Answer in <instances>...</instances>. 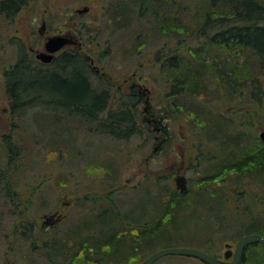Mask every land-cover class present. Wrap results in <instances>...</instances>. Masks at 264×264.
I'll use <instances>...</instances> for the list:
<instances>
[{
  "label": "rangeland",
  "instance_id": "1",
  "mask_svg": "<svg viewBox=\"0 0 264 264\" xmlns=\"http://www.w3.org/2000/svg\"><path fill=\"white\" fill-rule=\"evenodd\" d=\"M26 1L13 15H8L0 7V167L12 181L9 196L0 197V264H11L12 252L17 262L27 264L29 260L22 257L28 254L30 240L14 239L13 231L21 229L25 223L40 227V215L63 210L64 206L67 207L64 210L66 219L57 230L47 231L48 234L64 232L71 224L93 216L101 205L106 206L103 201L95 203V200L106 196H110V203H117L122 214L128 212L138 216L146 209L150 215L153 209L161 214V205L169 202L160 200L161 194L179 193L173 180L180 174L178 171L186 177L187 183V191L180 196L187 197L169 204L164 208L165 212L179 210L186 213L195 207L199 186L209 195H224L230 210L239 201V195L233 190H238L240 184L245 183L249 191L256 189L249 175L244 176L242 182L235 178L232 170L229 177L218 181L224 184L222 187L209 180L201 183L202 178L214 172L212 164H215L198 161L202 156L199 149L209 142L204 143L202 137L203 143L199 144L203 127L215 126L222 116L238 127L224 142L221 141L223 132L218 130L217 134L211 128V136H219L216 141L214 139L215 143L209 144L215 155L209 153L202 157L217 161L218 166L226 161L236 163L241 155L249 152V148L259 145L258 135L264 130V70L254 58H246L252 53L242 46L224 48L212 44L211 35L217 32L218 25L205 35L199 30L206 19L224 14L221 1L216 4L211 0ZM260 1L264 4V0ZM83 2L91 7V15L76 19L74 10L82 8ZM12 8L8 11L12 12ZM45 9L48 10L46 14ZM42 16L46 28L54 33L66 27L70 29L75 22L80 25L87 21L91 28L98 29L93 30L96 38L90 41L92 43L89 39L84 40L82 50L93 58L91 64L102 68L117 82L102 117L110 109L115 110L119 105L117 98L128 94L135 84L141 86V91L148 90L138 104L137 111L142 113L140 117L150 118L148 110L159 107L161 102L168 103L167 113L171 118L161 119V125L168 128L170 138L160 143V153L153 151L159 145L158 139L154 138L160 139L166 134L161 129L159 133L155 132V127L159 126L156 122H149L148 135L141 137L138 133L120 140L82 123L77 114L63 115L44 107L23 109L15 116L10 114L3 73L22 53L29 59L33 57L30 48L42 50L43 41L37 32ZM120 33L127 36L120 37ZM229 77L236 84L230 83ZM91 78L95 86L99 84L96 75L91 74ZM253 85L259 86L258 99L251 94ZM221 86L225 90L218 89ZM254 94H257L255 90ZM248 117L252 118L251 123L247 122ZM242 122L251 126L249 131L239 126H245ZM244 129L251 134L245 135L251 137L242 135L240 138ZM6 136H10L16 144L14 147L18 146L21 153L12 163L8 162L9 151L3 142ZM214 186L217 188L211 191ZM258 200L250 197L246 208L237 212L233 210L232 218L226 208L216 212L220 218L214 216L212 208L209 209L211 213L206 211V219L197 212L180 215L176 223L180 229L168 227L169 235L157 242L185 245L194 237L185 227L198 223L205 229L203 238L209 237L210 240L202 246L222 258L225 244H230L234 250L238 240L235 231L248 227V208H253ZM217 203L218 198H215L211 204ZM197 210L200 207L197 206ZM263 211L256 213L253 210L264 220ZM224 213L226 216H222ZM110 221H115L114 216ZM151 248L152 245L142 242L140 259L133 263L144 260ZM248 258L244 264L250 263L251 258ZM261 260L264 263V257ZM34 261V264H47L38 257ZM70 261L60 263L69 264ZM156 264L203 263L193 258L166 256Z\"/></svg>",
  "mask_w": 264,
  "mask_h": 264
},
{
  "label": "trees",
  "instance_id": "2",
  "mask_svg": "<svg viewBox=\"0 0 264 264\" xmlns=\"http://www.w3.org/2000/svg\"><path fill=\"white\" fill-rule=\"evenodd\" d=\"M24 1L25 0H2L0 7L6 12H8V8L14 7L12 10L17 12L19 7L24 4ZM211 1L214 4L221 1L224 4L225 12L222 16L206 19L201 29L199 28L200 32L205 35L218 25L219 28L217 32L211 35L212 44L224 48L242 46L252 53L251 55H246V58H254L258 66L264 70V4L261 3L262 1ZM25 63L26 60L20 57L15 64L16 67L10 72L5 73V90L7 95L12 99L11 106L15 112H19L28 107H44L45 109L48 108L50 111L52 110L55 113L63 115L77 114L82 123L94 126L96 131L107 134L113 139L126 140L137 134L136 114L139 112L136 109L135 103L134 105L128 103L119 104L115 110L110 109L105 117L101 116V113L107 107L105 103L106 92L102 89H98L92 84L91 73L89 72L87 62L81 56L74 60L71 56L63 54L56 61L58 69L57 72L54 73L50 72L45 74L36 69H28L27 71L25 68L21 67V65ZM229 78L230 83L234 82L232 81V77ZM230 83L228 85H230ZM234 84L236 83L234 82ZM219 88L224 87L221 86L218 87V89ZM253 89L257 92L256 95ZM252 90V96L254 95L256 99H258L259 86L253 85ZM167 106L168 103L161 102L159 107L154 106L151 111L148 110L150 119H156V123L162 131L165 130V127L161 126V122L158 119L161 120L162 118L169 120L171 118L169 113H167ZM242 116H245V114ZM147 119L148 118H144L142 128L143 134L146 135H148L147 127L149 124ZM226 120L225 116H222L217 119L215 126L207 125L203 127V133L199 139V144L203 143L202 137L205 139L204 143L207 141L209 142L203 146V149H199L200 155H215V152L212 151L209 144L215 143L216 139L219 137L217 136L218 130L222 131L224 134V139H221V141H226L225 138L230 136V132L233 131L234 128H238L236 125H232V123ZM250 120L252 121V118L248 117L247 122L251 123ZM244 125L245 126H239L249 131L251 126H247L245 123ZM211 128H214L213 132L217 133L216 136H211ZM245 133V129L242 130L240 132V138L242 135L251 137L245 135ZM255 138L257 137L255 136L254 139ZM258 141L259 145H256L255 148H249V152L241 155L236 163L226 161L222 162L220 167L216 163L217 161L213 159H206L202 156L199 157L198 161L201 163H204V161H212V163H215L212 164L214 166V172L207 177L204 175L205 177L201 179V183L209 180L212 183H216V186L222 187L224 184L218 181H221L220 179L222 178L229 177L231 175L230 170H232L235 178H238L242 182H244L243 177H248V175L249 178L254 180V182H252L256 186L254 190L250 189L249 191L245 183L240 184L238 190H233L236 195H239V201L233 206L232 210L229 208L227 209L228 205L226 204V197L224 195H209V193L204 192L199 185L197 190L198 196L195 197L194 201L196 202V206L192 207V209L188 210L186 213L179 210H171L170 212H165L164 210V208H167L172 202L177 203L178 199L184 200L187 197L185 195L180 196V193L177 192L166 195L161 194L160 200L162 198L164 201H169L168 204L165 203V205H161V214L156 213L153 209L150 215L149 211L146 209L138 216L129 214L128 212L122 214L119 211L117 203H110V196H106L100 200H95V203H101L103 201V204L106 206L102 207L101 205L100 208L102 209L100 210L99 208L93 216L83 218L71 224L64 232H52L48 234V232L44 230L30 229L26 223L21 229L17 228V230H14V239L30 240L29 246L27 247L28 254L22 257V259L29 260L27 264H34L36 257L42 258L47 264H61L63 261L66 263L69 259L71 260L70 263L68 262L69 264H131L135 262V260L140 259L142 242L152 245L150 249L151 253L164 247L186 246L214 255L212 251L202 246L205 241L210 240L209 237L203 238L205 229L198 223L185 227L187 232L194 234L190 242L185 245H178L176 243L163 245L157 242V240L169 235V231L167 230L170 227L173 228V230L180 229L176 225L180 215L184 216L191 212H197L199 216L206 219L208 218L207 212H210L209 209L212 208L213 211H215L214 216L220 218L219 214H217L219 212L217 211L226 208L230 212L226 213L232 218L234 217L233 210L237 212L242 207L246 208L247 206L245 205L249 202L248 200L250 197L254 200L259 198V200L258 203L255 205L253 204V208H248V217L246 218L248 227L236 230L234 235L237 236L238 240L242 236L251 233L264 236V220L257 217L253 212V210H255L256 213H259L264 210V144L260 140ZM19 150L18 146L17 148L8 147L9 163L19 158L21 155ZM231 155H233V153H231ZM217 158L216 156V159ZM9 177L6 171L0 167V197H6L9 193L12 184ZM220 183L222 185H220ZM216 186L212 187L211 191L216 189ZM215 198H218V203L217 205H212L211 203ZM241 198L243 200L246 199L247 202L241 201ZM151 204L153 205V203ZM197 206L200 207V210H197ZM261 207L262 210H259ZM204 209L205 212H203ZM226 213L222 214V216H226ZM112 216L115 218L114 222L110 221ZM220 220L222 219H219V221ZM102 225L104 226L101 227ZM133 230L139 231L133 233ZM254 248L257 250H254ZM247 253H249V256H247ZM262 253L264 254V245L250 243L245 247L239 264H244V260L247 262L248 257V260L251 258L248 264H264L261 260V258L264 257L261 256ZM10 255H13L11 264H23L22 261H16V256L13 252L10 253ZM214 256L218 257L216 254Z\"/></svg>",
  "mask_w": 264,
  "mask_h": 264
},
{
  "label": "flooded vegetation",
  "instance_id": "3",
  "mask_svg": "<svg viewBox=\"0 0 264 264\" xmlns=\"http://www.w3.org/2000/svg\"><path fill=\"white\" fill-rule=\"evenodd\" d=\"M26 1V0H25ZM24 1V4L27 2ZM84 6L82 8H76L74 10V13L76 14L74 17H76V19H82L83 16H90L91 15V7L88 4H85V2L82 3ZM22 6L19 7L18 11H20V8ZM15 10H13L12 12H7L8 15H13L15 13ZM44 14H46L48 12L47 9H45ZM73 14V13H72ZM71 14V16H72ZM92 24V23H91ZM92 25H89V22H82V24L78 25L77 22H75V25L72 27H70V29H68V27L64 28V29H59L58 32L54 33L51 32L50 30H48L46 28V22L45 19L42 16V19L40 21V26L37 29L38 35L41 36L42 41H43V46H42V50H37L34 48H30V52L33 53V57H31L30 59L28 58L29 56L27 54H21V57H23L26 60L25 64H22L21 67L25 68L27 71L28 69L32 70V69H36L39 70L43 73H54L57 72V66H56V61L59 59L60 56H62L63 54H67L69 56H71L74 60L78 59L79 56H81L82 58H84L87 62L88 68H89V72L93 75H96V78L100 79L99 84L95 86L94 81L92 79V84L97 87L98 89H102L103 91L106 92V98H105V103L108 105V101L109 99H111V93L112 91H115L116 89L115 86H117V82L113 79L110 75H107V73L105 71H103L102 68H99L98 66H95L93 64H91V62L93 60V58L87 54L84 50H82V46H84V40L85 39H89L90 41H93L96 38V35L93 34L94 31L93 30H98L96 29L94 26L91 28ZM91 33V34H89ZM89 34V38L87 37ZM120 37H123L122 35L127 36L124 33H120L119 34ZM54 36H60L63 37L65 40L68 41V43H66L62 48H60L58 51L52 53V58L51 61L49 63H43L41 62L38 58L36 53L39 51H44L45 50V42L48 40V38L50 37H54ZM92 43V42H90ZM90 47V45H88V48ZM91 49V48H90ZM41 53V52H39ZM38 53V54H39ZM19 60V59H18ZM17 60V61H18ZM16 64V63H15ZM13 65L11 67H9L8 69H6L3 73L4 75V85H5V80H6V76L5 73L6 72H10L11 70H13L16 65ZM134 88H136V90H134ZM141 86L139 84H135L131 86V91L128 94H125V96L120 95L117 99H118V103L119 104H133L135 103L136 105V109L138 108V104L141 103L144 99L143 96H145L148 92L147 91H141L140 90ZM9 100V109H10V114L14 115L17 114V111L15 112V110L12 108L11 106V102L12 99L10 97H8ZM147 103V100H146ZM132 106V105H131ZM30 108V107H28ZM27 109V108H24ZM52 111V110H51ZM144 113V112H143ZM142 115V113H138L136 114V125L138 128L137 134L139 133V135L141 137H144V134L142 132V128H143V121L144 118L140 117ZM162 119V118H161ZM148 123L149 122H156V119L152 118H148ZM160 122L161 120L158 119ZM138 121H140V123H138ZM161 124V123H160ZM162 126V125H161ZM165 127V126H162ZM161 130L158 127H155V132L159 133ZM163 133L166 135H162V138H158L155 137L154 139H158L159 141V145L154 147L153 151H157L160 153L159 148H161V142H163L164 140L170 138L169 134H168V128L165 127V130H163ZM4 143L6 142L7 147L10 148H14V146H16V144H14V142L11 141L10 136H6L4 141ZM178 173L181 174L180 171H178ZM7 196H9V193L7 194ZM80 206H85L83 203H80ZM66 206H64L62 209L63 210H55L49 213H44L42 215L39 216L38 221L40 220V227H36L33 224H28V227L30 229H39V230H44V231H52V230H57L58 229V225H60L65 219H66V212L64 210H66ZM37 221V220H36ZM231 258H229L226 261H230Z\"/></svg>",
  "mask_w": 264,
  "mask_h": 264
},
{
  "label": "water",
  "instance_id": "4",
  "mask_svg": "<svg viewBox=\"0 0 264 264\" xmlns=\"http://www.w3.org/2000/svg\"><path fill=\"white\" fill-rule=\"evenodd\" d=\"M66 43H68V41L60 36L48 38V40L45 42L46 52L37 54V58L43 63H49L52 58V53L58 51ZM258 137L264 144V130L259 132ZM174 184L180 194H184L187 191V183L184 175H176L174 177ZM250 243L264 245V236H260L259 234L255 233L244 235L237 241L233 251L230 249V245L226 244V250L222 254L224 260L218 259L214 255L208 254L193 247L170 246L156 250L155 252L149 254L141 262L131 264H155L159 259L166 256H182L193 258L203 264H239L242 259L245 247ZM229 258H231L230 261H225Z\"/></svg>",
  "mask_w": 264,
  "mask_h": 264
}]
</instances>
